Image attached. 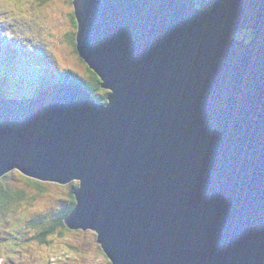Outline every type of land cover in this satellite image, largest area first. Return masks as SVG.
<instances>
[{"label": "water", "instance_id": "1", "mask_svg": "<svg viewBox=\"0 0 264 264\" xmlns=\"http://www.w3.org/2000/svg\"><path fill=\"white\" fill-rule=\"evenodd\" d=\"M72 6L106 104L0 96V178L78 181L65 225L111 264H264V0Z\"/></svg>", "mask_w": 264, "mask_h": 264}, {"label": "rangeland", "instance_id": "2", "mask_svg": "<svg viewBox=\"0 0 264 264\" xmlns=\"http://www.w3.org/2000/svg\"><path fill=\"white\" fill-rule=\"evenodd\" d=\"M72 1L0 0V42L18 49L16 53L3 47L0 59L7 58L5 55L11 57L10 75H18L19 87H22L20 91L15 87L13 91L4 92V97L36 96L37 78L30 82L27 79L37 76L44 67L70 73L76 79L90 77L87 65L74 52L76 46L72 44V37L75 39L77 33ZM244 37L248 42L251 32L236 36L241 40ZM105 94L109 92L96 91L94 98L101 99ZM43 183L45 186L41 188L16 175L0 178V185L23 191L26 200L21 204L11 201L8 211L0 212V264H111L97 243L96 233L72 231L60 227L58 222V216L63 219L72 210L67 207L73 206L70 196L78 189L79 182ZM51 223H56L53 234L45 242H39V236Z\"/></svg>", "mask_w": 264, "mask_h": 264}, {"label": "trees", "instance_id": "3", "mask_svg": "<svg viewBox=\"0 0 264 264\" xmlns=\"http://www.w3.org/2000/svg\"><path fill=\"white\" fill-rule=\"evenodd\" d=\"M47 1V0H45ZM48 1H51V0H48ZM72 18H73V23L74 25L76 26L77 28V23H76V20L74 18V14L72 13ZM72 44L73 46L75 47L76 46V42H75V39H74V36L72 37ZM6 45H4V43H1L0 42V49H3V47H5ZM8 47V49L12 50L13 52H16L18 51V49H14L13 47L9 48V46H6ZM76 54V48H75V51H74ZM23 53V51L21 52ZM20 54V52H19ZM25 55H27L25 53ZM5 57L7 58H4V59H0V96L4 97L3 94H5L4 92L6 91H13V89L16 87V89H18V91L22 90L20 88L22 87H19V82L21 83V79L18 77V75L14 74L13 76L10 75V71H11V68H12V62H10L11 60V57L10 56H7L5 55ZM87 71L89 72L90 74V77L84 79V78H75L73 77L70 73H67V72H57L55 71L54 69L52 70V67H51V70L49 69V67H44L41 69V71L39 73H37V76H34V77H31V78H28L27 79V82H30V81H35V79L37 78V83L35 84V88L38 86V91H37V94L45 89L46 87L50 86V85H55V84H59V83H75V84H78V85H82L84 86L90 93L95 94L96 91H102V87H101V80L89 69L87 68ZM40 86V87H39ZM31 92L33 91V88L29 89ZM107 94L104 95V97L102 96L101 99H97L96 97V100L97 102H106V98H107ZM21 174L19 171H13L5 176H3L2 178H6V177H11L12 175H16L18 177H20L21 179H23L25 182L27 183H30V184H34L36 186H39L41 188H43L45 186V184L42 182V183H37V182H41V181H37L35 179H32V178H28L24 175H19ZM39 184V185H38ZM70 199H71V204L73 206H68V208H74V206L76 205V202H75V197H74V194H71L70 196ZM13 201V203H16V204H21L23 202H25V195H24V192L23 191H13L9 188H6L2 185H0V212H6L8 211V207L10 206V202ZM72 211V210H71ZM70 211V212H71ZM8 213V212H7ZM67 217V216H66ZM66 217H64L63 219L60 218L59 216L57 217L58 218V222L60 223V227H63V228H66V225H65V219ZM56 224V223H54ZM54 224H50L51 226L46 229L44 231V233L42 235H40L38 241L43 243L46 241V239L48 238V236H50L51 234H53L55 228H56V225ZM15 228V227H14Z\"/></svg>", "mask_w": 264, "mask_h": 264}, {"label": "bare ground", "instance_id": "4", "mask_svg": "<svg viewBox=\"0 0 264 264\" xmlns=\"http://www.w3.org/2000/svg\"><path fill=\"white\" fill-rule=\"evenodd\" d=\"M77 34V33H76ZM75 42H76V38H75ZM16 172V171H15Z\"/></svg>", "mask_w": 264, "mask_h": 264}]
</instances>
